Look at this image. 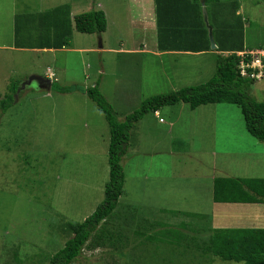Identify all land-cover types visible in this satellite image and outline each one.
Returning <instances> with one entry per match:
<instances>
[{
    "label": "rangeland",
    "instance_id": "374dc122",
    "mask_svg": "<svg viewBox=\"0 0 264 264\" xmlns=\"http://www.w3.org/2000/svg\"><path fill=\"white\" fill-rule=\"evenodd\" d=\"M16 1L19 9L25 0ZM226 1L229 0H222ZM97 2L102 5L109 25L103 38L73 30L65 52L0 50V264H49L51 256L71 236L67 223L82 222L93 212L97 200L102 199L101 185L95 182L98 179L101 182L100 169L103 171L105 163L108 171L107 161L100 163L99 169L101 156L97 159L89 145L93 132L103 133L101 126L108 137V126L96 105L83 94L86 88L99 83L101 93L122 122L144 99L177 91L183 84L207 82L214 75L216 62L209 57L178 60L171 55L153 58L139 55L120 60L116 65L108 55L97 54L102 42L129 40L126 13L132 6L131 0H53L47 8L67 4L72 16H76L98 10ZM241 2L240 19L247 29V47L264 48V0ZM12 4L13 0H0V42L5 39ZM140 41L141 37L135 34L133 47L139 48ZM49 62L56 70L54 84L77 87L79 91L72 94L51 91L47 96L32 83L17 92L23 80L34 73L43 74ZM114 75L121 79L122 88H118ZM17 82L10 107L2 111L1 101L11 95ZM129 82L132 84L126 90L127 96L121 98ZM251 95L264 102V81L254 83ZM145 124L150 129L146 146L164 148L167 144L170 154H162L163 162L160 154L150 159L142 153V156L132 154L128 161L133 167L136 161L141 162L140 176L146 174L150 179L141 183L149 185L151 191L162 188V195L154 198L150 206L157 203L167 211L165 216L157 217L144 208L149 198L138 191V181L129 167L125 194L105 223L113 239L120 232L118 246H122L121 231L134 226L147 235L157 232L169 236L166 238H171L174 249H185L188 244V248L197 251L200 249L188 242L202 245L209 230L240 228L230 221L243 215L242 205H214L210 184L213 172L216 177L264 178V143L247 133L240 109L229 104H210L191 110L187 104L179 103L164 107L158 118L148 114ZM99 140L96 145L100 153L103 143L100 145ZM261 210L258 216L264 218V209ZM187 213L199 218L188 217ZM148 220L158 222V226H152ZM256 226L264 228V223ZM180 239L187 243L176 242ZM114 250L110 246L85 249L75 264H119L120 257L114 255ZM159 250L165 253L167 249ZM189 250L182 259L176 256L177 260H198ZM172 258L175 257L170 254L168 259Z\"/></svg>",
    "mask_w": 264,
    "mask_h": 264
},
{
    "label": "trees",
    "instance_id": "16d2710c",
    "mask_svg": "<svg viewBox=\"0 0 264 264\" xmlns=\"http://www.w3.org/2000/svg\"><path fill=\"white\" fill-rule=\"evenodd\" d=\"M177 1L180 3L174 6L168 4L165 12L167 9L183 12L184 19L178 27V35L191 34L194 30L193 41L181 45L160 41V47L182 48L194 53L208 51V33L202 22L201 12L198 11L201 19L198 28L192 29L189 18L197 6L199 9L200 2L220 6L222 0ZM155 2L157 26L161 33L165 23L160 19L159 0ZM106 29L107 21L103 11L93 9L71 18L70 6L61 5L44 13L16 17L14 47L22 50H63L69 48L73 30L80 34L101 35ZM218 49L221 52L229 51L231 54L216 56L214 75L207 82L183 87L167 94L150 96L144 99L135 111L125 116L122 122L118 120L116 112L101 93L99 83L83 91L102 113L108 126L109 178L104 186L103 200L95 211L81 223H67L66 227L71 236L65 241L64 246L51 256L49 264H75L85 249L95 250L106 246L115 249L114 255L121 256V246H118L121 240L120 232L113 239V234L105 229V223L112 218L118 201L124 194L125 174L121 163L129 147L130 132L146 115L155 114L164 107L179 103L187 104L191 110L210 104L234 105L240 109L247 133L264 143V102H258L251 95L255 82L240 78L236 69L238 58L235 53L243 50L241 30L238 37L233 33L223 32ZM18 85V82L15 83L11 88V95L1 101L2 111L10 107V101H13ZM51 91L72 94L79 89L62 87L53 82ZM212 200L215 204H264V178L216 177L212 182ZM210 232L208 239L203 243L205 252L216 255L223 261L264 264V229H214ZM158 236L172 241L171 238H166L169 236L161 234ZM183 241L180 239L176 242Z\"/></svg>",
    "mask_w": 264,
    "mask_h": 264
},
{
    "label": "crops",
    "instance_id": "0c3cea01",
    "mask_svg": "<svg viewBox=\"0 0 264 264\" xmlns=\"http://www.w3.org/2000/svg\"><path fill=\"white\" fill-rule=\"evenodd\" d=\"M52 1L53 0H29V1L25 0L20 4V7L18 9V7L15 6L17 4V1L13 0L12 9L9 11L10 14L8 13V16H7L9 23L5 30L6 33H4L5 39L0 42V43H6V44L0 46V50L9 49V50H16L17 52L35 51V52H39L42 54H55V53H61V52L67 51L68 48L63 49V50H22V49H16L14 47V41H15L14 24H15L16 17L24 16L27 14H40V13H44L46 11L52 10L58 6L67 5V4H61L58 6L54 5V6H49V8H47L48 5H51ZM131 2H132V6L127 10V13H126L127 20H128L126 27L131 32V35L128 37L129 40L125 42L119 40L118 42H116V39H115L112 44L102 42L101 45L99 46V49L96 50V53L99 54L100 56L108 55V57L116 61V65L118 64V61L120 60L123 61L125 58H130L132 56H139V55L146 56V58H153L154 56L157 57L158 55H161L162 57L171 55V56H176L175 58H177L178 60L182 59L183 57H187L189 59L209 57V58H212V60L215 62V58L217 55L227 56L231 54V52L229 51L221 52L219 51L220 49H218V42L220 43V38L223 32L227 34L233 33L234 36L238 37L239 30H241L243 34V50L252 49V48L247 47V37H246L247 29H246L245 24L243 23V19H240V16L243 13V3L241 2V0H229V1H226V3L221 2L220 6L205 4L204 2L199 3V9L197 6L196 10L193 11L189 19H190L192 29L198 28L200 20H201L199 18L198 11L201 12L202 22L208 33L209 50L204 51V52H198V53L189 52V50L182 49V48H161L159 45L160 41L162 43H171L174 45H177V44L181 45L183 43L186 44V43H190L193 41L194 30H193V33L191 34L183 33L181 35H178V32H177L178 27L180 24H182V21L184 19L183 12H177V11L168 10V9L165 12V7L168 6V4L170 5L173 4L174 6L175 4L180 3L179 1L159 0V7L161 10L160 19L163 21V23H165L162 26L163 29L161 33L157 26V11H156L157 6H156L155 0H131ZM134 7H136V10L132 9ZM96 8L102 11V5L98 2L96 4ZM72 17L74 16H72L71 14V18ZM108 27L109 25L107 24V29ZM107 29H106V32H107ZM134 29L136 30V32ZM224 29H228V31H224ZM105 33L101 34V37L104 36ZM135 34H137L138 37H141V41L139 42V48L133 47ZM258 48H255V49H258ZM87 51L94 52V50H87ZM53 63H54V60H53ZM49 65L50 66H46L43 74L34 73L32 75L37 74V75H41L42 77L49 78L52 80V83L54 81H57L56 74L54 72L56 70L55 68H53L52 66L53 64H51V62H49ZM187 66L188 65L186 64L184 68H187ZM101 74L104 75V72L102 71ZM115 77L117 78L115 83L117 82L118 88H122L121 79L120 80L118 79V75H116ZM26 80L27 78L23 80L22 83ZM131 84L132 82H129L128 84H126V86L123 89L124 95H122L121 98H125V96H127L126 90L129 89ZM189 85L191 84H188V83L183 84L181 88L187 87ZM49 94H47V96ZM131 97L132 96L128 97V99H130ZM161 110L153 114L155 118L159 117ZM146 116L141 121H139L137 124H135V126L131 130L129 147H128L127 153L122 159L121 164H122V168L125 174L124 194H125V183L127 179V171L130 167L131 170L133 168V171H132L133 178L136 181H138V184H139L137 186L138 191H140L142 196L149 198V204L145 206L144 208L148 209L150 212H153L157 217L160 216V214L161 216H165L166 215L165 212L167 211L165 206H158L157 203H156V206H150L154 203V198L155 199L159 198V196L162 195L163 193L162 188L158 187V188H155L154 191H151L149 185L145 183H141V182H146L147 180H148L147 181L148 183L150 180L148 179L146 174H143L140 176L138 166L141 165V162L136 161L133 167V164H130L128 161V159L131 158L132 154L141 155L142 153L144 155H149L150 159H152L155 154H160L161 162H163L162 154L164 153L166 156L170 154L167 144L165 145L164 148H163V145H161L160 147L157 145H155V147L146 146V143L148 142L146 140L148 138V134L150 131L149 128L147 129V126L145 124ZM104 130H105V127L101 126V133L102 132L103 133L99 134L100 136L97 135L96 132H93V136L91 140L92 144L89 145L91 150L95 152L97 159L101 156V158L98 161L99 169H100V163L103 165L107 161L105 156L107 155V149H108V137L106 136V133ZM96 140H99L100 145L103 143L102 152L100 153H99V147L96 145ZM151 162L152 161L150 160L149 164H151ZM105 164H104L103 171H101L100 169L101 182L99 179L98 181L95 182L96 185H101L102 199L97 200V203H96V206L93 212L103 200L104 186L109 178V169L108 171L106 170ZM214 178H216V176H215V173L213 172L212 176L210 177L211 200H212V182ZM160 183L162 184V182ZM167 193H168L167 190H165V194ZM214 205L217 206V205H223V204L214 203ZM229 205H242L241 208L244 211L243 215L235 219H232L230 221L232 223L240 225L238 226L240 228H230V229H250V228L264 229V228H258V226H256L257 224L264 223V218L258 216L260 214V210L264 209L263 208L264 204H229ZM250 211H252L251 215H250ZM192 215L193 214H188L187 216L195 218ZM87 217L88 216H86L84 220ZM145 219L147 221V218ZM148 222L151 223L152 226H154V224L157 225L158 223V222L156 223V221L154 220H151V221L148 220ZM136 227L137 226H134L132 228L121 231L122 232L121 234L122 235V246H121V256H120L119 264H221L217 261V259L221 260L218 256L204 251L203 243L201 245L197 242H192V243L188 242L190 245H193L196 249L199 248L200 249V250L198 249L199 251L191 250L190 248H188V244H186L185 249H181V248L174 249L173 248L174 244H172L173 242L159 238L160 236H158L159 234H157V232L152 235H147L142 230L137 229ZM215 229H227V228L223 227V228H215ZM212 230L214 229H211L208 231V234L206 236L207 239L209 235L211 234L210 231ZM203 234L204 233H202V236ZM182 243H187V242L183 241ZM163 247L167 249L165 253H162L159 250L160 248H163ZM189 249L191 250V252H193V254H195L198 257V260L188 261V262H185V261L182 262V260H177L176 256L182 259V255H184V253L188 251ZM177 250H181V253H177ZM170 254H172L173 257H175V258H172L173 259L172 261L168 259L170 257ZM223 262H233V261H223ZM234 263L244 264L242 262H234Z\"/></svg>",
    "mask_w": 264,
    "mask_h": 264
},
{
    "label": "built area",
    "instance_id": "2783aa9c",
    "mask_svg": "<svg viewBox=\"0 0 264 264\" xmlns=\"http://www.w3.org/2000/svg\"><path fill=\"white\" fill-rule=\"evenodd\" d=\"M237 72L240 78L255 83L264 81V48L236 52Z\"/></svg>",
    "mask_w": 264,
    "mask_h": 264
},
{
    "label": "water",
    "instance_id": "95a60500",
    "mask_svg": "<svg viewBox=\"0 0 264 264\" xmlns=\"http://www.w3.org/2000/svg\"><path fill=\"white\" fill-rule=\"evenodd\" d=\"M32 83H35L36 87L38 90L45 92L46 94H49L51 92L52 89V80L49 78H45L39 75H31L27 78L26 81H24L21 85H20V89H18L17 92H19V90L21 91L22 89H24L26 86L31 85Z\"/></svg>",
    "mask_w": 264,
    "mask_h": 264
}]
</instances>
